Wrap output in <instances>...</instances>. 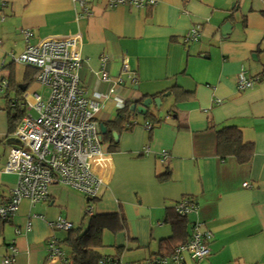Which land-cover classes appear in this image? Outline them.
<instances>
[{
    "label": "crops",
    "instance_id": "1",
    "mask_svg": "<svg viewBox=\"0 0 264 264\" xmlns=\"http://www.w3.org/2000/svg\"><path fill=\"white\" fill-rule=\"evenodd\" d=\"M110 1L0 0V205L17 184L16 174L4 171L18 127L9 123L10 108L15 103L24 110L19 125L36 115L27 104L34 94L42 97L28 92L32 82L38 84L30 81L29 70L36 69L24 65L16 88L3 75L27 46L22 29L32 32L31 44L76 37L79 82L88 95L107 98L115 91L124 105L137 106L146 98L163 99L143 117L135 111L134 125L127 121L116 130L104 126L115 119L116 101L102 100L96 120L106 180L96 197L55 183L46 201L21 200L16 213L0 221V264L9 245L16 249L13 264H60L49 260L47 241L54 238L64 253L77 229L88 231L87 242L101 231V255L142 262L186 242L195 223L212 234L210 254L198 261L184 254V264H264V0H152L144 6L126 0L109 7ZM196 26L198 41L186 42ZM124 60L129 73L121 70ZM241 68L260 78L250 90L237 89ZM103 69L123 84L113 88L101 81ZM38 85L48 90L47 99L49 89ZM227 126L239 128L243 142L253 145L249 162L219 157L216 132ZM183 197L197 204L184 218L173 207ZM58 218L73 225L65 236L48 225Z\"/></svg>",
    "mask_w": 264,
    "mask_h": 264
},
{
    "label": "built area",
    "instance_id": "2",
    "mask_svg": "<svg viewBox=\"0 0 264 264\" xmlns=\"http://www.w3.org/2000/svg\"><path fill=\"white\" fill-rule=\"evenodd\" d=\"M82 6L85 0H75ZM126 0H111L109 7L125 3ZM152 0H135L133 4L144 6L153 4ZM27 46L16 58L15 63L36 69L35 81L49 89V96L43 100L34 94L29 109L36 115H26L13 133L16 141L8 154L4 171L17 176V184L11 190L9 200L0 205V221H6L18 210L23 199L31 203L46 201L49 198V187L58 183L68 186L93 199L99 186L106 180V168L102 165L100 125L96 117L104 99L113 98L117 109L124 107L123 100L117 98L115 91L107 98L97 93L88 95L80 86L79 72L82 57L76 37L51 38L31 44L33 34L28 29L21 30ZM198 27H193L185 36V41H198ZM105 67L107 58L100 59ZM121 70L129 73L128 63L122 61ZM103 82H112L113 88L123 84L113 80L103 69L100 74ZM257 78L250 77L244 69L237 74L238 91L252 89ZM5 84V83H3ZM145 127H150L146 123ZM168 153L162 151L161 160H166ZM243 186L249 187L247 183ZM179 217H185L196 211L197 204L188 197L173 204ZM87 215H92V207L87 204ZM48 225L56 230L68 232L72 223L58 218ZM200 224L195 223L190 238L176 246L168 255H155L142 262L127 263L113 256H103L95 264H184V254L198 261L209 256V243L212 234L201 231ZM29 227V224H28ZM19 234V231H16ZM48 258L61 261L64 257L58 242L51 238L47 241ZM9 256L2 264L15 262L16 249L9 245Z\"/></svg>",
    "mask_w": 264,
    "mask_h": 264
},
{
    "label": "trees",
    "instance_id": "3",
    "mask_svg": "<svg viewBox=\"0 0 264 264\" xmlns=\"http://www.w3.org/2000/svg\"><path fill=\"white\" fill-rule=\"evenodd\" d=\"M36 74L37 72H33L31 74V82L35 79ZM8 78L9 83L12 82V80L14 79L12 73L9 74ZM255 78H257L258 83L260 78L258 76H255ZM130 107V104L125 103L122 109L116 111L117 114L115 116V119L112 120L111 123H106L107 125L104 124V126H106L107 128L109 126L111 129L116 130L118 127L119 129L123 128L124 123L127 121H129L127 122V124H129L130 126L134 125V122L130 119H132V116L136 115L137 113L135 111H131ZM11 108H17L18 113L16 116L12 115L9 120V123L13 128L15 126H18L17 123L23 116L24 110L20 109V106L16 105L15 103ZM147 116H145V119L149 118V120L152 121L153 118ZM160 121L161 120H158V123ZM109 133L110 131L106 129V132L103 134V136H107V134ZM216 135L217 153L220 158L223 159L227 156H233L240 164L247 163L251 160L254 151L253 145L243 142L239 128H237L236 126L223 127L216 132ZM80 232V229L73 230V236L65 241L66 247L68 249H66V252H64V257L60 261V264H95L103 256L99 252V249L103 246L101 231L96 230L93 234H91V236H89L90 239L88 240V242V237H86L88 235V231H86L83 235H81Z\"/></svg>",
    "mask_w": 264,
    "mask_h": 264
},
{
    "label": "rangeland",
    "instance_id": "4",
    "mask_svg": "<svg viewBox=\"0 0 264 264\" xmlns=\"http://www.w3.org/2000/svg\"><path fill=\"white\" fill-rule=\"evenodd\" d=\"M16 54L17 55H14L15 57H17V56H19V54H21V52H16ZM9 58V57H8ZM9 62H10V60H9ZM26 68H25V66L23 65V66H21V64H17V63H15V64H13L12 66H10V67H7V68H5L4 70H3V72H4V76L6 75V73L7 74H10V73H12V76H13V80H12V82H11V87L12 88H16L19 84H20V82H21V74H23V72H24V70H25ZM3 72H1V74L3 73ZM29 72L30 73H33V70H29ZM16 78L18 79V81L16 80ZM28 92H30V93H32V94H34V93H39V94H41L42 95V97L44 98V100L46 99V97H47V95H48V90L46 89V88H42L41 86H39L38 84H36L35 82H32L31 83V85L29 86V88H28ZM17 100H20V98H18ZM4 101H6L5 99H4ZM7 104V103H6ZM7 105H9V103L7 104ZM19 105V104H18ZM20 106V105H19ZM9 108H10V106H9ZM10 110H12V114L14 115V116H16L18 113H17V108H10ZM8 111V110H7ZM141 117H143L142 115H141ZM86 204V203H85ZM84 212H85V209H84ZM69 221V220H68ZM88 222V216H86V217H84V223H83V225L82 226H85L86 225V223ZM75 227V226H74ZM65 236V235H67V232H62V234H61V236ZM104 249V248H103ZM103 249H99L100 251L101 250H103Z\"/></svg>",
    "mask_w": 264,
    "mask_h": 264
},
{
    "label": "water",
    "instance_id": "5",
    "mask_svg": "<svg viewBox=\"0 0 264 264\" xmlns=\"http://www.w3.org/2000/svg\"><path fill=\"white\" fill-rule=\"evenodd\" d=\"M228 27H230V25L228 24ZM162 97H159V98H154V99H151V98H146L142 101V103L137 106V102H133L131 107H130V110L131 111H136L137 113L141 114V115H144L147 111V107L153 102L158 108L159 106L161 105V102H162ZM126 103L128 101H125ZM132 102V101H131ZM161 116V115H160ZM101 131L102 133H104L106 131V128L101 126Z\"/></svg>",
    "mask_w": 264,
    "mask_h": 264
}]
</instances>
